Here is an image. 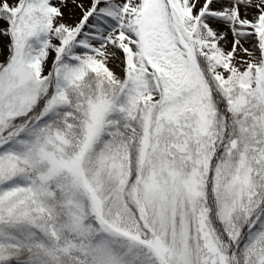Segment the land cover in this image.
Here are the masks:
<instances>
[{
	"label": "snow or ice",
	"instance_id": "6c2138e0",
	"mask_svg": "<svg viewBox=\"0 0 264 264\" xmlns=\"http://www.w3.org/2000/svg\"><path fill=\"white\" fill-rule=\"evenodd\" d=\"M0 264H264V0H0Z\"/></svg>",
	"mask_w": 264,
	"mask_h": 264
}]
</instances>
